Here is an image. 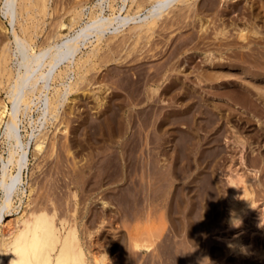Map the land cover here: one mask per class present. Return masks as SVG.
Returning a JSON list of instances; mask_svg holds the SVG:
<instances>
[{
    "label": "rangeland",
    "instance_id": "rangeland-1",
    "mask_svg": "<svg viewBox=\"0 0 264 264\" xmlns=\"http://www.w3.org/2000/svg\"><path fill=\"white\" fill-rule=\"evenodd\" d=\"M97 1L49 0L45 12L32 2L30 13L18 4L10 19L37 50L50 32L76 26L77 8L87 7L83 20L91 16ZM137 4L129 0L128 11ZM2 5L0 50L12 49ZM156 20L147 36L130 37L113 53L101 42V59L87 75L79 70L44 121L40 151L28 136L29 118L35 134L40 129L38 100L20 114L22 140L30 141L20 175L25 193L0 208V239L34 183L35 203L78 225L89 264L105 251V264H264V0H184ZM241 29L244 41L236 37ZM97 44L82 46L77 58ZM201 71L209 77L201 80ZM6 77L0 102L10 111ZM0 149L6 158V145ZM241 185L251 191L249 206ZM232 200L243 209L239 227L229 220Z\"/></svg>",
    "mask_w": 264,
    "mask_h": 264
},
{
    "label": "bare ground",
    "instance_id": "bare-ground-1",
    "mask_svg": "<svg viewBox=\"0 0 264 264\" xmlns=\"http://www.w3.org/2000/svg\"><path fill=\"white\" fill-rule=\"evenodd\" d=\"M48 1L49 0H2V15L4 17H9V22L13 29V40L11 41L13 47L10 49V47L8 48L7 45H5L0 50V83L3 82V77L7 75L6 79L9 85L6 91L11 102L10 111H8L6 104L0 102V125L1 129H3L2 137H0V147L1 143L4 144V149L2 151H5V145L7 147L6 158L0 149L1 210L7 209L12 205L15 195L25 193L23 187L21 188L23 178H21L20 175L27 166L28 146L30 141L28 142L26 140L27 142H24L22 140L23 137L19 125L20 114H27V110L35 103V99L38 100L36 102L40 104V114L36 119L39 120L40 129H38V133L35 134L37 130L35 126L36 120L33 121L32 118H29L31 119L29 122L31 131L28 133V136L29 139L32 137L36 138L34 148L40 151L43 139H45L43 135L46 134V132H42L43 135L41 134L44 121L46 122L48 117L51 118L53 113L59 110V106H62V100L65 94L69 92L71 85L77 81V76L75 77L76 74H78L79 79V70L82 72L81 75L86 74L89 69L91 70L93 65H95V63L92 62H94L95 59H101L99 58L101 55L99 50L101 47L103 49L101 42L105 39L104 50L113 53L117 50L118 46L124 47L125 41H128L130 37H143L146 35L147 31L151 30L153 24L156 23L155 20L159 15L171 10L175 4L184 2V0H130L133 3H138V10L129 12L127 8L129 0H120V4H114L110 1L107 2L108 0H98L96 3L94 2L92 4L91 10L89 9L91 16L86 20H83V16H85V8L87 9V7L83 6L80 10L77 8L76 16H72V18L74 17L73 21L76 23V26L68 33L56 34L50 32L49 34L51 35H47L48 38L42 43L43 45L35 50L28 41L29 39L27 40L17 33L10 18L15 12L16 14L21 12L18 11V4H20V10H23L25 13H30V8L34 5L32 2H36L38 10L40 9V11L45 12ZM34 8L35 7H33V9ZM106 10L109 12H106ZM125 30H127L128 33L124 35L120 41L110 40L115 36L117 38L118 34L121 32L123 33ZM221 30L222 29L218 32L224 35V31ZM244 30L245 29L237 31L236 37L238 40L244 41L246 39ZM106 35L108 37H106ZM93 42L98 43V46H93L90 51L87 52L83 60H81V56L77 58V54L81 50V47L85 46L87 43ZM133 42L135 41H132V43ZM11 55L14 56V66L13 68L12 66L8 68L7 62H9L8 60ZM65 62H67V64H65L64 69H62L60 66L62 65L63 67L62 63ZM206 72L202 73L201 71V80L209 77ZM203 77L205 78L203 79ZM70 79H72L70 83H67ZM55 80L60 81L65 91L56 86L58 83H55L56 85L54 86L52 85ZM66 85L68 87H66ZM51 87L53 88V92L50 97L47 91L50 90ZM158 88L157 86L151 89L152 95L157 92ZM43 172L44 171H42V173ZM244 182L247 183L248 180L244 179ZM33 184L29 186V193L26 194L27 200L24 202L22 213L12 219L7 228L4 229L3 236L0 239V264H89L80 238L78 225H76L75 222H71L70 218L68 219L65 215L58 217L56 208L49 210L47 205L44 204L40 206L35 203V200L30 198L35 189ZM245 185H241L243 191L241 199L244 205L249 206L248 199L250 198L251 191H249L248 187ZM229 203L233 211L229 220L238 218L243 211L240 203L237 200H232ZM231 248H236V246L232 245ZM106 252L107 251L100 257L93 255V260L96 264H105Z\"/></svg>",
    "mask_w": 264,
    "mask_h": 264
},
{
    "label": "clouds",
    "instance_id": "clouds-1",
    "mask_svg": "<svg viewBox=\"0 0 264 264\" xmlns=\"http://www.w3.org/2000/svg\"><path fill=\"white\" fill-rule=\"evenodd\" d=\"M231 223H232V226H233V227H239L241 221L238 220V219H233ZM230 247H231V245H230Z\"/></svg>",
    "mask_w": 264,
    "mask_h": 264
}]
</instances>
